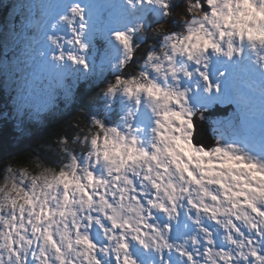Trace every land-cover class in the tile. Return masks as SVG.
<instances>
[{"label":"clouds","instance_id":"9594fccd","mask_svg":"<svg viewBox=\"0 0 264 264\" xmlns=\"http://www.w3.org/2000/svg\"><path fill=\"white\" fill-rule=\"evenodd\" d=\"M116 2L123 13H164L151 25H114L115 74L92 99L122 97L128 110L116 124L82 110L35 156L0 162V264H143L133 244L155 255L149 264H264V0ZM8 4L20 16L12 34L46 27L38 55L54 73L91 71L88 3L65 0L52 19L12 15L21 0L0 7ZM218 64L231 73L222 68L213 81ZM63 83L32 75L27 87L31 95ZM226 91L239 127L229 120L214 144L196 142L203 116L193 98ZM141 107L149 128L136 124Z\"/></svg>","mask_w":264,"mask_h":264},{"label":"trees","instance_id":"16d2710c","mask_svg":"<svg viewBox=\"0 0 264 264\" xmlns=\"http://www.w3.org/2000/svg\"><path fill=\"white\" fill-rule=\"evenodd\" d=\"M100 1L103 6H108L109 4L108 0ZM42 2V0H33V4L27 8L28 11H25L24 7L21 8V14L24 16L30 13L29 10L32 9V15L34 17L36 15V18L45 15V8L42 9L40 7ZM179 2L180 0H176L174 6H179ZM2 3L3 1L1 0L0 4ZM11 7V4L0 7V26L2 25L1 23H6L11 17ZM15 20L16 24H18L20 16L17 15ZM145 22L150 25L155 24L159 22V18L153 12L148 11ZM177 26L179 27V24ZM90 33L92 35L87 39L89 45L88 55L93 60L90 63L93 65V71L91 74H87L84 69H81L71 74H66L64 77H66L69 84L67 92L57 89L52 94L47 91L46 96L48 97L29 95L26 84L18 87V83L14 81L20 77V70L18 77H13L14 83L11 88H7L0 83V162L7 160L22 162L35 156L37 150L43 144L51 143L53 137L61 134L63 129L67 128L70 123L83 116L82 110L86 111L89 117L107 112L108 124H116L120 121L124 114L122 112L121 97L117 98L111 105L105 100L94 101L92 99L95 93L115 73L112 70L113 57L110 58L113 51L112 41L104 34ZM37 36L39 35L34 28L28 31V37ZM140 39L142 37L137 36V40ZM152 39L151 36L147 37V40ZM21 40V43L26 41L24 38H21ZM147 40H145V43H147ZM43 45L40 44L39 47L41 49L45 48ZM6 47L7 45L2 43V38L0 37V61L3 56H6ZM26 49L27 55L23 57L22 63H26L28 69L23 73V79L28 82L32 75H39L45 82L51 80L47 76L42 75L43 70H45V63L38 55L40 49L38 48L39 50L36 51L34 46H29ZM6 57H8L9 61L13 58L10 54ZM49 107L51 109H48ZM23 109L26 110L21 116L17 112ZM141 111L143 115L150 114L146 108L141 107Z\"/></svg>","mask_w":264,"mask_h":264},{"label":"rangeland","instance_id":"374dc122","mask_svg":"<svg viewBox=\"0 0 264 264\" xmlns=\"http://www.w3.org/2000/svg\"><path fill=\"white\" fill-rule=\"evenodd\" d=\"M42 1L43 2L40 3V7L42 9L45 8L44 9L46 11L45 15L49 19L55 18L62 11H64L65 0H42ZM108 1L111 4L110 5L108 4V6H106V5L103 6L101 4V1H99V0H84V2L88 3V5H89L90 15H92V17L95 19V24L90 26V31L86 35V40L91 37L92 34L90 32L95 33V34L96 33L104 34L106 37L110 38V40L113 43L112 44L113 45V51H112L110 58L113 57V59H118L119 58L118 41L115 39V36H114V33L116 31H118V27L114 26V25L120 23L124 19L127 20V23L125 25H122V27L134 25L137 17H140L141 19L146 21L148 11L153 12L156 15V17L159 19L163 17L164 13H163L162 8H156V7H153L151 5H147L146 7L139 8L135 12L128 11L127 6H125V11L123 13V10L119 7V4L116 2V0H108ZM0 2H1V0H0ZM120 2H123V0H120ZM32 4H33V0H21V7L13 9L12 15H16L19 11V14L21 16H23L21 14V8L24 7L25 11H28L27 8L30 7ZM29 12L30 13H27L24 16L28 17V18H36V15H35V17L32 15V9H30ZM33 14H34V12H33ZM15 18H16V16H15ZM15 18L13 20L12 16H11L7 20L6 23H4V24L1 23L2 25L0 26V37L2 38V43L3 44L5 43L7 45L6 50L4 49L6 51L5 55L9 56V54H10L13 57L9 61L8 57L3 56V58L0 61V83L4 84L7 88H11L13 86V83H14L13 77L14 76L18 77L17 75H18L19 70L21 71V75L17 80H14V81H16V83H18L17 84L18 87H21L25 84H26L25 86H27V83H28L27 80L23 79V77H22L23 73L25 71H27V69H28L27 64L22 63L23 57H25L27 55V49L26 48H28L29 46L30 47L34 46L36 48V51L39 49L41 50V48L39 46H40V44L43 45V43H44L43 47H46V42H45V33L47 31L46 27H43L41 25H36V26L27 25L25 27L24 31L22 33H20L19 35L12 34L13 31L19 30V29L15 28V25H16ZM32 28L35 29V32L38 33L39 36L33 37V38L28 37V31ZM60 31L66 32L67 31L66 26L64 28H62ZM21 38H24L26 41L24 43H21V41H22ZM88 57H90V56L88 55ZM91 62H93V60L89 58L88 63L90 64ZM90 65H91V71L90 72L86 71L87 74H91L93 71L92 70L93 65L92 64H90ZM222 68H228L229 74L231 73V68L229 66L223 65V64H218L214 67L213 81H214L215 75L218 74ZM81 69H83V68L81 67ZM27 74H29V73L27 72ZM42 75L47 76L48 79H51L53 81H56L57 79L65 80V83H63L61 85L62 90L66 91L69 88V84H68L66 77L58 76V74L54 73L49 68V66L46 64H45V70H43ZM200 91L203 92V89H201ZM46 92L47 91L42 90V91H40L39 94H36L35 92H33L31 95L34 97H37L39 95H42L45 97L47 95ZM52 93L53 92H50V94H52ZM230 95H231L230 91H226L225 95L223 97H220V96L214 94V95H207L205 97L196 96L193 99H194L195 103L199 104V107L204 103L206 105H209L211 103L212 96L219 98L222 101L223 105H227L230 103V102H227ZM46 97H48V96H46ZM51 101H54V100H51ZM122 104H123L122 105V112L125 114V112L128 110L129 106H128L127 102L124 100V98H122ZM140 109L141 108H139V110L136 114V118H135L136 124L137 125H143L146 128L151 127V125L153 123L151 114L143 115V114H141L142 111L140 112ZM145 122L147 123V125ZM255 147L256 146H254V149H255ZM209 227L211 228L212 225H209ZM182 230H183L182 225L177 226L174 229V233H175L177 238H179V235L181 234ZM192 230H195L194 227L192 228ZM95 239L97 241H99L101 239L99 229H97V231L95 233ZM219 239H220V237L218 235L217 240L219 241ZM131 251H132L133 255L138 260L143 262V264H149L150 260L156 259L155 255L144 252V250L141 247H139L135 244H133Z\"/></svg>","mask_w":264,"mask_h":264},{"label":"water","instance_id":"95a60500","mask_svg":"<svg viewBox=\"0 0 264 264\" xmlns=\"http://www.w3.org/2000/svg\"><path fill=\"white\" fill-rule=\"evenodd\" d=\"M200 114L203 119H200L198 115L194 122L196 130L194 140L205 146L215 143V137L218 135L217 125L223 126L225 122L231 120L233 127H239V115L232 105L222 107L218 103H214L209 107L202 106ZM254 146L253 144L252 147L254 148Z\"/></svg>","mask_w":264,"mask_h":264},{"label":"bare ground","instance_id":"6f19581e","mask_svg":"<svg viewBox=\"0 0 264 264\" xmlns=\"http://www.w3.org/2000/svg\"><path fill=\"white\" fill-rule=\"evenodd\" d=\"M213 101L220 102L217 98H213ZM209 107V106H208Z\"/></svg>","mask_w":264,"mask_h":264},{"label":"snow or ice","instance_id":"6c2138e0","mask_svg":"<svg viewBox=\"0 0 264 264\" xmlns=\"http://www.w3.org/2000/svg\"><path fill=\"white\" fill-rule=\"evenodd\" d=\"M121 39H124L123 37H121Z\"/></svg>","mask_w":264,"mask_h":264}]
</instances>
